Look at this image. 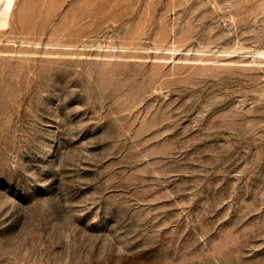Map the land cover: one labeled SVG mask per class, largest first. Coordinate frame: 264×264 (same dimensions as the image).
<instances>
[{
	"label": "rangeland",
	"instance_id": "1",
	"mask_svg": "<svg viewBox=\"0 0 264 264\" xmlns=\"http://www.w3.org/2000/svg\"><path fill=\"white\" fill-rule=\"evenodd\" d=\"M0 264H264V0H13Z\"/></svg>",
	"mask_w": 264,
	"mask_h": 264
},
{
	"label": "bare ground",
	"instance_id": "2",
	"mask_svg": "<svg viewBox=\"0 0 264 264\" xmlns=\"http://www.w3.org/2000/svg\"><path fill=\"white\" fill-rule=\"evenodd\" d=\"M13 0H5V6L3 8L0 7V23L1 25L6 22V19L9 14V9Z\"/></svg>",
	"mask_w": 264,
	"mask_h": 264
}]
</instances>
